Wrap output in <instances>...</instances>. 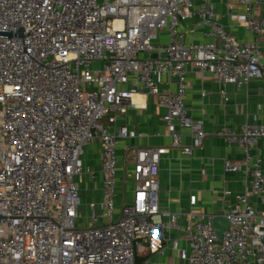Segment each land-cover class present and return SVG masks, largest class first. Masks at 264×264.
Masks as SVG:
<instances>
[{"label": "built area", "instance_id": "built-area-1", "mask_svg": "<svg viewBox=\"0 0 264 264\" xmlns=\"http://www.w3.org/2000/svg\"><path fill=\"white\" fill-rule=\"evenodd\" d=\"M226 7L219 13L214 0H0V29L13 33L0 36V264H136L144 245L165 250L171 229L179 233L175 249L180 240L188 245V264H264V123L219 132L242 149L241 159H224L226 172L244 174L235 207L199 212L191 195L188 210L164 208L165 150L137 147L126 156L132 197L117 209L118 148L131 137L118 116L139 108L135 94L156 97L166 109V136L190 157L208 132L184 102L193 88L189 68L211 74L225 97L226 86L263 77L264 0ZM224 18L249 39L234 35ZM165 76L176 91L161 87L171 83ZM97 142L101 195L85 204V177L99 174L83 156ZM218 215L230 221L221 238L212 221Z\"/></svg>", "mask_w": 264, "mask_h": 264}, {"label": "crops", "instance_id": "crops-1", "mask_svg": "<svg viewBox=\"0 0 264 264\" xmlns=\"http://www.w3.org/2000/svg\"><path fill=\"white\" fill-rule=\"evenodd\" d=\"M219 13L227 12L228 0H214ZM223 22L230 31L241 40L249 39L246 28L231 23L227 18ZM264 55V36L261 46ZM188 79L193 88L184 98L185 105L195 119L204 122L208 132L203 147L196 149L190 157L181 154L179 148L172 145L170 137L166 136L163 115L166 109L157 104L156 97H145L135 94L134 102L137 108H131L124 114H119V123L127 124L131 137L121 141L118 152L120 159V183L118 210L124 199L132 197L134 183L124 182L127 171L133 167V162L126 160L131 149L137 147H156L164 149L161 160V204L172 211L188 210L191 195L197 196L195 209L203 213H221L237 205L236 195L245 188L242 172H226L224 159L239 160L242 149L237 145H229L220 131L240 132L244 122L264 123V75L253 79L248 85L237 88L226 86L228 95L225 97L221 90L223 85L211 74L189 68ZM171 83L163 84L162 88L177 90V83L169 76L163 78ZM138 132H145V136H137ZM190 137L185 143H190ZM258 155L264 167V139L258 146ZM101 146L93 143L86 147L83 164L96 170L99 179L93 181L85 177L82 196L86 204L91 199L101 195ZM183 225L188 224V218L181 219ZM179 233L174 230L165 232L168 242L163 251L152 252L147 245L142 246L136 253V264H188L189 248L184 240L179 241V250L175 249L171 241L177 239Z\"/></svg>", "mask_w": 264, "mask_h": 264}, {"label": "water", "instance_id": "water-1", "mask_svg": "<svg viewBox=\"0 0 264 264\" xmlns=\"http://www.w3.org/2000/svg\"><path fill=\"white\" fill-rule=\"evenodd\" d=\"M11 29H0L1 37H12L13 33H11ZM213 225L217 231L218 236L221 238L224 231H226L230 226V221L222 215L215 216L213 218Z\"/></svg>", "mask_w": 264, "mask_h": 264}, {"label": "rangeland", "instance_id": "rangeland-1", "mask_svg": "<svg viewBox=\"0 0 264 264\" xmlns=\"http://www.w3.org/2000/svg\"><path fill=\"white\" fill-rule=\"evenodd\" d=\"M88 208L85 206L83 207V215H84V218H86L88 216ZM83 222H85V220H82Z\"/></svg>", "mask_w": 264, "mask_h": 264}]
</instances>
